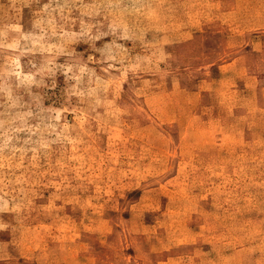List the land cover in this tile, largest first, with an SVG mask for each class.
I'll return each mask as SVG.
<instances>
[{
	"label": "rangeland",
	"instance_id": "374dc122",
	"mask_svg": "<svg viewBox=\"0 0 264 264\" xmlns=\"http://www.w3.org/2000/svg\"><path fill=\"white\" fill-rule=\"evenodd\" d=\"M0 264H264V0H0Z\"/></svg>",
	"mask_w": 264,
	"mask_h": 264
}]
</instances>
